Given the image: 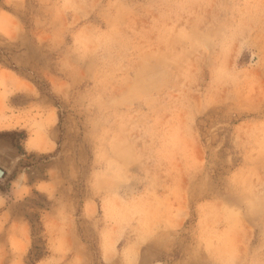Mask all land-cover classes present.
Returning <instances> with one entry per match:
<instances>
[{
  "label": "rangeland",
  "instance_id": "1",
  "mask_svg": "<svg viewBox=\"0 0 264 264\" xmlns=\"http://www.w3.org/2000/svg\"><path fill=\"white\" fill-rule=\"evenodd\" d=\"M0 154V264H264V0H0Z\"/></svg>",
  "mask_w": 264,
  "mask_h": 264
},
{
  "label": "trees",
  "instance_id": "2",
  "mask_svg": "<svg viewBox=\"0 0 264 264\" xmlns=\"http://www.w3.org/2000/svg\"><path fill=\"white\" fill-rule=\"evenodd\" d=\"M6 136H10L16 141V143L19 145L18 147L21 148V142L27 138L25 133H18V132H13V133H8ZM47 210V209H45ZM32 229H33V223L30 219H28ZM40 221V220H38ZM42 225V224H41ZM46 258V255L43 252V249L38 248V246H35L31 249L28 258H27V264H38L41 261H43Z\"/></svg>",
  "mask_w": 264,
  "mask_h": 264
},
{
  "label": "bare ground",
  "instance_id": "3",
  "mask_svg": "<svg viewBox=\"0 0 264 264\" xmlns=\"http://www.w3.org/2000/svg\"><path fill=\"white\" fill-rule=\"evenodd\" d=\"M27 147L29 150H32V151L42 149L35 141H30ZM7 161L8 159L2 154H0V164L3 165L4 167H7L9 166V163H7Z\"/></svg>",
  "mask_w": 264,
  "mask_h": 264
},
{
  "label": "water",
  "instance_id": "4",
  "mask_svg": "<svg viewBox=\"0 0 264 264\" xmlns=\"http://www.w3.org/2000/svg\"><path fill=\"white\" fill-rule=\"evenodd\" d=\"M7 163L10 164L9 160L7 161ZM1 165V164H0ZM2 166V165H1ZM5 176V171L2 170V168H0V178L3 179Z\"/></svg>",
  "mask_w": 264,
  "mask_h": 264
}]
</instances>
